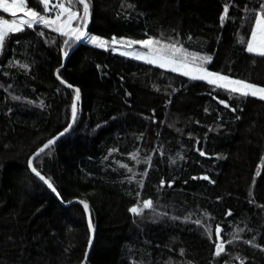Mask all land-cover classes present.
I'll return each instance as SVG.
<instances>
[{
	"label": "trees",
	"instance_id": "16d2710c",
	"mask_svg": "<svg viewBox=\"0 0 264 264\" xmlns=\"http://www.w3.org/2000/svg\"><path fill=\"white\" fill-rule=\"evenodd\" d=\"M88 2L89 35L179 40L212 57L208 70L264 87V57L240 43L254 22L246 9L259 0ZM65 39L24 27L0 51V264H83L90 231L72 201L88 203L93 225L84 264H264V101L86 40L59 71L68 88L55 77L77 42ZM75 88L72 129L33 161L58 200L27 160L72 121Z\"/></svg>",
	"mask_w": 264,
	"mask_h": 264
},
{
	"label": "snow or ice",
	"instance_id": "6c2138e0",
	"mask_svg": "<svg viewBox=\"0 0 264 264\" xmlns=\"http://www.w3.org/2000/svg\"><path fill=\"white\" fill-rule=\"evenodd\" d=\"M39 5L43 6V12L48 13L50 10L55 13V17L51 18L48 15L41 14V12L28 7L26 0H0V10L3 13H8L12 17L16 18L12 21L6 19H0V48L5 43L6 34L18 33L24 30V26L28 29H33L35 25H43L44 27L50 28L53 31L59 33L62 37H68L63 42L68 45L70 41H82L86 40L89 43L95 44L97 47H104L107 50L109 43L113 46L112 50L116 51L117 45L122 47L126 46L131 48L134 45H139L141 48L147 49L146 52H136L134 58L143 59L149 64L158 65L161 68H170L173 72H180L186 77H190L193 80L205 81L207 84L217 89L226 90L229 95L238 93L240 96L247 97H258L264 100V87H259L256 84L246 82L244 80L232 79L228 75H224L219 72H212L206 68V65L211 61L210 55H200L198 53L189 54L188 50L181 44L179 40H173L168 38L167 43L163 39H158L152 36H147L145 39H131V38H119L113 37L112 40L106 41L103 38L96 35H89L86 32V28L90 18V4L88 0H67V3L57 2L50 8L51 0H37ZM77 5L81 7H77ZM130 6V5H129ZM249 13V18L254 20L250 28V38L245 41L240 40L241 44L246 43V51L250 54H258L264 57V0H259L258 8L246 9ZM23 13L22 16L17 17L18 13ZM229 13V5L223 6V11L219 15V21L221 26H224L226 16ZM43 35V33H41ZM192 39L191 36L188 37ZM63 55L67 57L69 53L65 50ZM121 55L133 56L131 51H122ZM27 69L28 65H23ZM56 79L61 84H65L68 88H73V85L67 84L60 74L59 69L56 70ZM75 96L72 104V122H69L67 126L59 133V136H63L70 131L73 127V122L76 119V105L75 100L80 96V89H74ZM220 104H223L225 108L229 107V104L224 100H219ZM235 111L234 108L231 109ZM155 122V121H153ZM58 137H53L47 140L39 146L36 152L27 160L28 169L34 174L36 178L43 182L48 189H51L53 193H56V188L51 183L50 178H46L41 174V171L34 166V159L38 158L41 153L52 145ZM201 156L205 155V152L197 149ZM135 156V154H133ZM182 158V157H181ZM196 179V177H193ZM202 179H209L207 176ZM164 180H161L160 184L163 186ZM169 187L171 184L169 183ZM59 195V193H57ZM139 196V193H137ZM83 205L84 213L89 212V205L85 201H80ZM152 208V201L144 200L143 209ZM143 209L137 206H132L128 209L129 213L140 215ZM227 215H231V210L228 211ZM199 223V221H197ZM93 228L91 219L88 220V229L91 231ZM207 230V229H206ZM221 228L216 227V233L219 238ZM222 245H216V254L219 255L222 250Z\"/></svg>",
	"mask_w": 264,
	"mask_h": 264
},
{
	"label": "rangeland",
	"instance_id": "374dc122",
	"mask_svg": "<svg viewBox=\"0 0 264 264\" xmlns=\"http://www.w3.org/2000/svg\"><path fill=\"white\" fill-rule=\"evenodd\" d=\"M57 2H64L65 4H66V1L65 0H51V5L50 6H54L55 5V3H57ZM1 12H3L2 10H0ZM6 14H8V13H6ZM23 15V13L21 12V13H18L17 14V17H19V16H22ZM55 17V13L53 12L52 13V16H51V18H54ZM13 19H16V18H14V17H12L10 20L9 19H6V20H9V21H12ZM254 23V22H253ZM24 27H26V26H24ZM7 35V34H6ZM249 38H250V36H249ZM67 39H68V37H67ZM87 43H89V42H87ZM89 44H92V45H95V44H93V43H89ZM96 46V45H95ZM112 46V45H111ZM113 47V46H112ZM116 48H117V50L116 51H113V52H116V53H120L121 54V52L122 51H131V52H133V56H126V55H123V56H125V57H128V58H132V59H134V60H137V61H140V62H144V63H147L145 60H143V59H136V58H134V55H135V53L136 52H146L147 51V49H144V48H141V46H139V45H134V46H132L131 48H127L126 46H124V47H122V46H120V45H117L116 46ZM0 51H1V48H0ZM254 54V53H253ZM258 55V54H257ZM147 64H149V63H147ZM150 65H153V66H156V67H159L158 65H155V64H150ZM159 68H161V67H159ZM161 69H165V70H169V71H171V69L170 68H161ZM210 71V70H209ZM173 72V71H172ZM175 73H179V74H182V73H180V72H175ZM183 75V74H182ZM188 78H190V77H188ZM233 79V78H232ZM200 81V80H199ZM202 82H205V81H202ZM205 83H207V82H205ZM260 87V86H259ZM249 96H251V95H249ZM252 97V96H251ZM254 98H256V99H259L258 97H254ZM259 100H261V99H259ZM262 101H264V100H262Z\"/></svg>",
	"mask_w": 264,
	"mask_h": 264
},
{
	"label": "water",
	"instance_id": "95a60500",
	"mask_svg": "<svg viewBox=\"0 0 264 264\" xmlns=\"http://www.w3.org/2000/svg\"><path fill=\"white\" fill-rule=\"evenodd\" d=\"M86 32H87V28H86ZM82 42H83V40L82 41H77L76 43H75V45L68 51V53H69V55L80 45V44H82ZM69 55L67 56V57H65L64 56V59H63V62H62V66L59 68V71L60 70H62L63 69V67L65 66V63H66V61H67V59H68V57H69ZM55 77H56V72H55ZM59 81V80H58ZM65 85V84H64ZM66 86V85H65ZM75 105H76V114H77V104H76V100H75ZM76 120V119H75ZM72 122V121H71ZM74 123H75V121L73 122V125H74ZM71 130V129H70ZM70 132V131H69ZM68 132V133H69ZM68 133H66V134H68ZM65 134V135H66ZM65 135H63V136H59V135H57L56 137H58V139H56L55 140V142L52 144V145H54L56 142H58L62 137H64ZM52 145H50L49 146V148L52 146ZM48 148V149H49ZM47 150V149H46ZM45 150V151H46ZM44 151V152H45ZM43 152V153H44ZM43 153H41V154H43ZM40 154V155H41ZM33 174V173H32ZM34 175V174H33ZM42 182V181H41ZM43 183V182H42ZM45 185V184H44ZM46 186V185H45ZM47 187V186H46ZM48 189V188H47ZM49 191L59 200V196L57 195V192L56 193H53L52 191H51V189H49ZM79 204V205H81L82 207H83V205L80 203V201H72V202H70L68 205H70V204ZM89 218H90V216H89V213H87L86 214V219H87V224H88V220H89ZM93 239H94V234H93V228H92V230L90 231V240H89V244H88V247H87V251H86V254H85V258H84V261H83V264H84V262L86 261V259H87V257H88V255H89V252H90V250H91V247H92V244H93Z\"/></svg>",
	"mask_w": 264,
	"mask_h": 264
}]
</instances>
